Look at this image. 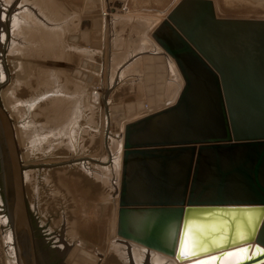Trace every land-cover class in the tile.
<instances>
[{"label":"water","instance_id":"95a60500","mask_svg":"<svg viewBox=\"0 0 264 264\" xmlns=\"http://www.w3.org/2000/svg\"><path fill=\"white\" fill-rule=\"evenodd\" d=\"M125 12L121 2L111 7ZM160 15L153 39L184 86L171 104H143L145 115L124 127L113 237L179 262L239 254L234 264H264V19L219 17L212 0H181ZM23 174L0 100V178L17 264H52L35 236Z\"/></svg>","mask_w":264,"mask_h":264},{"label":"rangeland","instance_id":"374dc122","mask_svg":"<svg viewBox=\"0 0 264 264\" xmlns=\"http://www.w3.org/2000/svg\"><path fill=\"white\" fill-rule=\"evenodd\" d=\"M109 1L121 2L130 13L102 15L101 4L105 0H85L87 7L82 15H76L73 7L63 5L62 0H28L29 4L23 5L30 15H45L54 20L58 30L47 33L49 28L39 27L43 32L31 40L39 43L40 48L38 52L34 51L32 60L26 61L32 73L29 70L25 75L28 82L18 91L17 97L21 101L35 99L39 103L36 110L17 106L20 111L17 125L33 131L31 124L25 125L34 117L39 126L46 125L42 129L43 135L51 133L55 136L58 128L71 118L62 130L65 133L50 142L62 139V146L46 145L44 150L33 151L31 157L22 162L31 170V179L24 186L31 223L52 264L55 261L134 264L124 251L116 249L117 239L113 237L116 188L110 182L89 175L84 166L98 175H106L117 159L114 139L123 133L121 129L141 115L143 104L158 106L167 102L168 105L177 90L173 86L176 82L170 66L173 60L162 50L156 56L166 57L164 61L155 55L151 57V52L141 53L132 60L129 58L140 50L149 49V44L151 46L154 41L153 29L163 21L161 12L171 9L179 0ZM212 1L219 17L264 19V0ZM22 2L2 0L5 9L10 8V16L20 12ZM92 20L96 22L92 23ZM85 21H89L90 26H83ZM51 35H54L49 39L51 46L38 40ZM136 61L140 62L137 69L121 77L123 71ZM50 91L56 92L52 94L56 97L37 98ZM64 91L65 94H61ZM67 94L72 99L66 97ZM37 131L42 134L39 128ZM71 132L74 135L72 148L69 146ZM107 175L114 178L112 173ZM5 209H0V264H11V251L6 242L9 226L1 224ZM63 242L72 248L65 256H59L56 247Z\"/></svg>","mask_w":264,"mask_h":264},{"label":"bare ground","instance_id":"6f19581e","mask_svg":"<svg viewBox=\"0 0 264 264\" xmlns=\"http://www.w3.org/2000/svg\"><path fill=\"white\" fill-rule=\"evenodd\" d=\"M3 1L7 2L8 0H3ZM180 1L181 0L177 1V3H179ZM27 2H28V0L27 1L23 0V2L21 3V6L19 8L20 12L14 16L13 15L10 16V14L8 13V10H10V8L5 9L6 8L5 5L2 3V0H0V89H1L0 90V100L2 101L3 105L5 104L4 107L6 106L5 108H7V111L9 112L11 118L14 120L16 140H17V144L19 146L22 162L29 159L31 157V155L33 154L32 153L33 151H35L37 149L44 150L46 145L53 146V148L54 147L56 148V146H58V147L62 146L64 144V141L62 139L58 142L55 141L57 144L56 143H50V142L52 139L56 138L57 135H59V134L62 135L65 133V132H63L64 131L63 129L66 125L69 124V121L71 120V118H69L68 122L66 120V122H64L58 128L59 129L57 131L58 133H56L55 136L51 135V133L48 135H43L42 129H44L46 127V125L43 126V124H41L40 125L41 127H40L37 124V122L35 121L33 116H32L33 119L31 118L32 120L27 121V124L25 125V126H28L29 124H31L33 131H30L29 127L23 128L20 125H17L19 123L16 122V120H17L18 116L20 115L19 114L20 111L16 107L17 106H21V107L23 106L24 108L27 107L30 110H34V109L36 110V106L39 103L35 99L21 101L17 97L18 91L20 89H22L23 85L25 86V84L28 82V81L26 82V80H25V78H26L25 75L29 74L28 73L29 70L32 73V69L29 68V65H28L29 62H26V61L32 60V57L34 58L33 55L35 54L34 51L38 52V48H40V47H38L39 43L37 44L35 41H34L35 42L34 43L31 40L33 39L34 36H38L39 34H41L43 32L41 29H38L39 27L49 28V30H47V33H48V31L53 33V32L58 30V28L55 27V25H57V24H55V21L52 20L51 18H47L45 15H30L27 8L26 7L24 8V6H23ZM177 3L175 5H177ZM27 4H29V3H27ZM167 10H170V8ZM167 10H165V11H167ZM160 16L163 18V21L167 17V15H163V16L160 15ZM7 22H9L8 24H10V28H9V25H7ZM159 25L156 26V28L153 30L155 31L159 27ZM44 35H46V34H44ZM50 38H54V35H51V37H49V38L47 36L46 39L41 37L38 40H40L39 42H44L45 45L49 44L51 46L50 42H52V40L49 41ZM152 38H153V36H152ZM5 49H7V51H8L7 54H4ZM161 50H162L161 47H159V45L155 41H152V45L150 46V44H149V49H147L145 51L140 50V52L137 55H134V56L132 55L131 58H129V60L136 58L141 53L145 54V53L151 52L150 54L153 56V55H156L157 53L163 51V50L162 51ZM5 55H6V57H5ZM166 56L169 57L168 55H166ZM25 58H27V59H25ZM4 59H6V60L4 61ZM171 60H173V59H171ZM138 61L134 62L132 64V66L127 67L123 71L121 77H125L126 74L129 75V74L133 73L134 69H137L138 63H140ZM5 62H7V63H5ZM170 63H171V65H170L171 70H172V78L176 82V85H173V86L177 87V90L173 94L172 98H170V101H168L169 104L173 103L178 98L179 93L184 86V80L182 78V75H181L175 61L173 60ZM5 64L8 66L6 67ZM7 69H8V71H7ZM5 77H6V79L4 80ZM63 87H65V86H63ZM55 93H52V91H50V92H47L46 94H42V95L37 96V98H40V97L45 98V96L47 99L51 98V97L54 98V97H56V95H52V94H55ZM61 94H65V91H64V93H61ZM69 94H67L66 97H68L69 99H72L71 95L69 96ZM49 95H52V96H49ZM47 99H45V100H47ZM14 102H15V104H14ZM33 113H36V112H33ZM147 113H150V111H148ZM142 115H145V113L141 114L138 117H141ZM35 117H37V113H36ZM38 128L41 130L42 134H40L39 131H37ZM121 130L124 133V127ZM50 132L53 133V130H51ZM123 133H121V135L117 136L118 139H114V142L116 144V145L115 144L114 145H115V153L117 155V159L114 162V164H112L113 165L112 169L110 170V168H108V172L114 174L113 179H111V177H109V175H107L108 172L106 175L101 176L102 175L101 173H100L101 175H98L99 173L96 174V172H92L91 170H88L86 166H84L85 167L84 169L87 172H89L88 173L89 175L91 174L92 176L96 177L97 179L100 178L104 182L105 181L108 183L110 182V183H112V185H114V187L116 188L115 190H116V194H117L116 199L119 197L120 177H121L122 163H123V152H124ZM73 136H74L73 132H71V134H69V146H70V148L73 147ZM74 146H76V145H74ZM35 147H38V148L35 149ZM23 167H24V174L23 175H24V180H25V184H26L31 179V170L26 168L25 165H23ZM101 168H103V167H101ZM105 169H107V168H105ZM1 198H2V200L0 199V207L2 206L1 208L3 209L5 202L3 200L2 195H1ZM1 224L6 225L7 227L10 226L11 223H10L9 217H6V215H4L2 217ZM115 239H117L115 241V242H117L116 243V249L124 251V253L127 255L128 260L130 262L132 261L134 264H191V261H189V260H184L182 262H179L175 257L167 256L165 254H162V253H159L157 251L146 248L142 245H139V244H136V243H133L130 241H126V240L119 238V237H115ZM6 242L8 244V247L11 251V256H12V261L10 263L11 264H17V258H16V253H15V250H16L15 249V239H14V235H13V231H12L11 227H9V229H8V232L6 235ZM134 245L138 246V247L136 248ZM71 248H72L71 245H69L66 242H63L62 245H59L58 247H56V252L59 254V256H63V255L65 256L66 254L69 253ZM189 249H190V235L188 234L187 239H186V243L183 247V253L184 254L187 253L189 251ZM242 259H243V257L241 255L233 254L229 257L223 258L221 260V264H234L238 261H241ZM190 260H192V259H190ZM211 263H213V262L211 261Z\"/></svg>","mask_w":264,"mask_h":264},{"label":"crops","instance_id":"0c3cea01","mask_svg":"<svg viewBox=\"0 0 264 264\" xmlns=\"http://www.w3.org/2000/svg\"><path fill=\"white\" fill-rule=\"evenodd\" d=\"M62 3H64L63 5L70 4L71 7H73L76 15H82L84 8L87 7V4H85V0H73V2H69L67 0H62ZM113 4H114V2H111L109 0L108 1L105 0V2L101 4L102 8H103L102 11H111V7ZM109 15H113V14L109 13ZM95 22H96V20H92V23H95ZM87 49L90 50L91 52L96 51L95 49H92V48H87ZM151 57H153V56H151Z\"/></svg>","mask_w":264,"mask_h":264},{"label":"flooded vegetation","instance_id":"af4514ba","mask_svg":"<svg viewBox=\"0 0 264 264\" xmlns=\"http://www.w3.org/2000/svg\"><path fill=\"white\" fill-rule=\"evenodd\" d=\"M6 52H7V49H5V51H4V54H6ZM6 59H4V61H5ZM1 90V89H0ZM1 192V195H2V197H3V200H4V192H3V190L2 191H0ZM4 202H5V200H4ZM3 208L5 209V203H4V206H3ZM5 215H6V217H8V212H7V210L5 209ZM9 227H11V226H9ZM54 264H66L65 262H63V261H60V262H58V261H55V263Z\"/></svg>","mask_w":264,"mask_h":264},{"label":"built area","instance_id":"2783aa9c","mask_svg":"<svg viewBox=\"0 0 264 264\" xmlns=\"http://www.w3.org/2000/svg\"><path fill=\"white\" fill-rule=\"evenodd\" d=\"M109 13H111V11H103L102 15H104V16H108ZM86 162H87V161H86ZM88 163H89V161H88ZM89 165H90V163H89Z\"/></svg>","mask_w":264,"mask_h":264}]
</instances>
